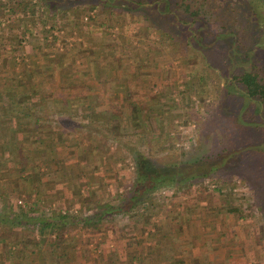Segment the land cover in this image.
Returning a JSON list of instances; mask_svg holds the SVG:
<instances>
[{
    "label": "rangeland",
    "instance_id": "374dc122",
    "mask_svg": "<svg viewBox=\"0 0 264 264\" xmlns=\"http://www.w3.org/2000/svg\"><path fill=\"white\" fill-rule=\"evenodd\" d=\"M17 1L20 3L19 7L14 6L13 0H0V51L11 54L13 49H17L20 56L18 59L26 56L32 60L38 57L40 49L44 51L48 46V50L66 52L68 58L64 59H69L71 64L64 66L77 74L84 73L86 59L97 61L101 57L105 61L113 62L118 61L120 57L118 71L125 77L126 85L130 83V88L138 85L140 89L139 92H134L135 94L142 95L148 91L147 87L154 79V84L158 83V89L152 88L148 96L157 99L158 93L167 94L176 107L167 108L168 106L158 99L152 102V109L156 110V113H160L158 109H165L159 114L160 118L162 117V126L156 124L155 128H152L149 117L147 124L150 131L141 137L138 133L133 135L131 131L128 134L133 136L125 138L126 143L144 153L155 152L156 158L168 159L172 156L182 161H188L198 153L209 155L210 151H220L215 157L205 158L207 171L203 174V179L180 187H161L162 204L156 202V197L151 196L144 205L130 209L132 224L129 227L133 225V229L144 231L148 225L151 227L152 223L157 221V214L171 211L172 207L179 206L182 200L201 197L210 202L204 205L214 209L212 212L220 209L234 222L237 221L239 229L249 230L248 235L240 234L241 246L240 240L238 245L239 249L246 245L247 254L242 257L244 261L236 262L264 264V208L259 202L264 190V109L256 100L249 99L240 91L237 84L232 85V82L228 81L232 74L244 70H254L259 78L264 80V0H185L190 4L189 9L199 7L197 23L200 24L202 36L196 38L190 37L193 31L191 26H188L187 30L184 29L178 20L167 12L153 14L147 6L154 5V0H133L137 5L123 0H75L70 4H67V0H54L57 6L54 11L48 9L41 0ZM175 7L178 19L186 20L190 17L188 10L185 11L179 5ZM144 14L150 17L153 25H147ZM149 29L152 30L150 33ZM227 30H230L231 37L230 41L224 44L219 33ZM136 38L141 39V44H137ZM139 55V62H135L137 65H133L127 58ZM148 55L158 63L151 66ZM38 60L41 65L43 62ZM139 63L143 64L142 68ZM206 63L207 69L215 70L217 76L209 78L205 70ZM64 66L55 68L53 73L40 72V85L44 88L54 85L55 75L63 72ZM43 67L41 65V68ZM140 69L146 71L145 82H139L138 77L131 76L133 71L135 75ZM130 70H133L132 73ZM118 81L108 80V89L110 84L113 87L119 84ZM223 83L225 85H222ZM143 84L146 86H142ZM79 88L82 93L86 91L83 87ZM98 90L94 89L93 92L97 93ZM133 94L132 99L136 98ZM143 97L145 96H141V100ZM134 101L135 99L131 100V103H135ZM87 102H78L75 105L82 106V111L87 112L93 106L91 100L88 102L90 105H87ZM93 103L95 105L96 101ZM118 103L122 105L120 101ZM103 107L96 105L98 109ZM130 111L135 114L134 107ZM96 117L91 116L94 125L98 124ZM152 121L154 124V119ZM117 145V142L113 141L110 144V154L106 155H113L110 165L116 171V180L128 176L132 169L126 149ZM60 149L56 151L59 153V160L67 154L64 148ZM76 149L78 150L75 148L73 153ZM81 164L84 168L88 165H94L96 169L100 167L97 157ZM36 170H33L35 172H32L31 176H34V184H37L38 190L43 189L44 193L54 189L55 180L45 177L43 179L40 171ZM17 181L18 178L11 171H0V200H7L6 203L3 202L5 205L11 204L13 199L19 198L20 195L29 194L31 197L30 182L22 178L19 188L15 187L19 185ZM97 185L98 189L95 188ZM101 185L103 187H100ZM112 185L113 181L104 174L101 179L92 183L91 189L94 192L101 189L100 193L102 190L107 193L111 191ZM214 186L218 188L215 195L211 194V188ZM121 188L119 183L117 190L120 191ZM105 192L103 195H106ZM165 192L168 194L165 195ZM81 193L82 196L86 195L83 191ZM54 194H47V198H42L47 201L54 200ZM72 194L76 195V192L65 190L66 197ZM174 203L177 204L173 205ZM43 206L50 207L43 202L38 208L43 209ZM60 207L66 209L64 203ZM233 207L236 210H231ZM51 208L58 207L53 205ZM69 208L71 209V206ZM148 219H152V223L146 221ZM115 221L116 217L104 221L101 225L102 232L80 229L86 235L82 237L81 234L80 237H98L104 244L103 239L108 236L109 231H113L111 228L120 227L119 224H114ZM63 229L67 240H70L75 232L80 233L76 225L70 228L65 226ZM14 231L17 233L18 230L15 228ZM25 232L33 237L37 231L35 227H29L28 230L24 229L23 233ZM0 233L1 236L6 235L5 241L2 238L1 243L7 244L12 233L4 230V227L0 228ZM107 243L109 246L110 241ZM97 255L98 251L95 257Z\"/></svg>",
    "mask_w": 264,
    "mask_h": 264
},
{
    "label": "trees",
    "instance_id": "16d2710c",
    "mask_svg": "<svg viewBox=\"0 0 264 264\" xmlns=\"http://www.w3.org/2000/svg\"><path fill=\"white\" fill-rule=\"evenodd\" d=\"M13 1L14 6L19 7V1ZM41 1L51 11L57 9L54 0ZM73 1L75 0H67V4ZM123 1L137 5L134 2L136 0ZM174 1L154 0V5H148L147 8L153 14L167 12L178 20L180 26L186 30L188 26H191L193 31H191L190 37L202 36L200 24L197 23L199 7L189 9L190 4L188 1ZM173 4L175 5L173 6ZM177 5L185 11L188 10L190 16L188 19L177 18L175 12V9H177L175 6ZM66 6H64L65 9H67ZM143 16H145L148 26L153 25L147 14ZM151 31L149 29L148 33ZM164 32L170 36L168 32ZM230 34V30L219 33V37L224 40V44L230 41ZM140 40V38H136L137 44H141ZM48 48V46L45 48V52L40 49L37 59L33 58L32 60L26 56L18 59L20 56L17 49H13L14 51L11 54L0 51V152L6 153V155L0 156L1 167L7 173L11 171L17 178L27 179L30 182L29 189H32V197H29V194V196L22 195L17 199H13L9 205L4 204L7 200H0L2 203L0 206V228L4 227V230L10 228L9 231L11 232L15 228L18 230L17 233L10 234L11 241L18 243V241L27 238L23 235V232L24 229L28 230L29 227H35L38 233L48 229L53 234V241L58 243L64 242L63 228L65 226L70 228L76 225L79 230L90 229L92 232H102L101 225L104 221L116 217L114 224H120V222L131 219L129 210L135 206L144 205L152 197H156V202H161V187L168 185L180 187L197 179H203V174L207 171L205 158L215 157L220 152L219 149L210 151L209 155L198 153L192 159L182 161L172 156L168 159L156 158L154 157L155 152L151 154L144 153L124 141L125 138L129 139L131 136L136 135L135 133H138L140 137L147 134L150 131L149 124L152 128H155L156 124L162 126V117L160 118L159 114H162L165 109L164 107L162 110L158 109L160 113H156V110L152 109V102L155 100H160L165 106H168L167 108H176L172 98L168 97L167 94L158 93L160 90L156 92L158 93L157 99L154 96H148V92L152 88L158 89V83L154 84V79L151 81V85L147 87L148 91H145L142 95L133 94L137 99L133 97L135 103H131L133 99L126 97L128 93L124 91V87H127L125 77L118 71V66L121 64L120 57L118 61L113 62L105 61L101 57L97 61L86 59L87 65L84 68V73L78 72L77 74L72 73L71 69L64 66L71 64L69 59H64L68 58L66 52H54L48 50ZM95 52L93 51V53ZM146 52L144 54L147 56ZM126 56L128 55L126 54ZM139 57L140 55L135 58L136 61L133 57L127 58L130 62L138 63ZM148 58L151 66L158 63L152 56L148 55ZM38 59L43 62L41 63L42 67L44 66L43 68H41ZM142 63H139L140 68L143 67ZM62 66H64V71L55 75L56 83L54 85L50 88H44L43 85H40L41 81L38 79L40 72L53 73L52 71L55 68ZM207 66L208 63H206L205 70L209 78L218 75L215 70L207 69ZM106 69H112L110 77L106 76ZM111 79L113 81L119 80L121 92L109 96L108 91H105V89H108L107 83ZM228 81L232 82V85L237 84L236 86L240 91L246 94L249 99L256 100L264 109V80L259 78L256 71L244 70L232 74L231 79H228ZM224 83L222 85H225ZM78 85L86 91L80 92ZM94 89L99 90L94 93ZM102 91L108 94L106 96L108 99ZM141 96H145L144 99L141 100ZM81 100H87L88 102L94 100L96 104L91 105L92 109L83 112L82 106L75 105ZM97 104L104 107L98 109L96 108ZM132 107H134L135 114L130 111ZM92 115L97 116V125L92 122ZM149 117H151V122L147 124ZM131 131H133V135L128 134ZM113 141L117 142V146L126 149V154L132 163L129 175L120 177L118 180H116V171L111 167L113 155L106 156L110 154V144ZM60 148H64L67 154L59 160L56 151ZM75 148H78V150L76 149L73 153ZM93 157H97L100 164L99 169H96L94 165H88L87 168H84L81 163L91 160ZM40 167H43L39 169L43 179L44 177L45 179H54L56 184L59 185L56 189L59 192L58 199H60L57 204L64 203L66 209H60L62 208L60 205H57V209L46 206H43V209L38 208L42 197L48 191L43 193V189L40 191L33 190L34 180H31L30 171L35 168L38 170ZM104 174L113 181L111 191L106 193L102 190L106 195H103L102 191L99 192L101 189L95 192L91 189L92 183L101 179ZM119 183L122 187L120 191L117 190ZM97 187L98 185L95 188ZM66 189L70 192L73 190L76 195L72 194V196L66 197ZM81 191L86 195L82 196ZM217 191L216 186L211 188V194L215 195ZM1 192L0 189V194ZM263 193L264 190L259 197V202L260 206L264 208ZM164 194L167 195L168 193L165 192ZM27 198L31 199L27 200ZM18 199H20V202L17 201ZM0 238L2 239V237ZM110 238L113 247L110 256L112 262L135 261L133 260L135 259L134 254L125 251L123 248V241L120 237L109 236L108 238L105 237V240H110ZM80 250L79 253L82 255Z\"/></svg>",
    "mask_w": 264,
    "mask_h": 264
},
{
    "label": "crops",
    "instance_id": "0c3cea01",
    "mask_svg": "<svg viewBox=\"0 0 264 264\" xmlns=\"http://www.w3.org/2000/svg\"><path fill=\"white\" fill-rule=\"evenodd\" d=\"M136 57H133V59L135 60ZM133 65H137V63ZM130 72L132 71L130 70ZM105 73L107 77H110L112 69H106ZM144 75H146L145 69H140L139 72L136 71L135 75L131 76L138 77L139 82H145L146 77ZM142 86H146V84ZM120 87L121 83L116 84L114 87L111 86L105 91H108L109 96L111 94L115 95L117 94L116 92H121ZM132 87L130 88V83L127 87H124V91L128 93L126 97H131L134 92H139L138 89L140 88L138 85L134 88ZM102 93L105 97L108 96L105 92L102 91ZM86 101L81 100L80 103ZM93 102L92 100V105L94 106ZM58 154L56 152V155ZM2 155H6V153L0 152V156ZM1 166L0 162V171L3 170ZM40 168L42 169V167ZM30 172L35 171L31 170ZM21 179L18 178L17 183ZM33 179L34 176H31V180ZM15 187L20 188V183ZM37 187V184H34V190L40 191L41 189L38 190ZM57 187H59L58 184L44 195L45 197L47 194L55 193L57 196L54 194L55 196L52 197L54 200L47 201L42 198L41 203L44 202L50 207H53V205L61 206V204H57L60 200L58 199L59 192L56 191ZM28 199L30 200L31 198ZM209 203V201L201 197L182 200L179 206L172 207L171 211H162L163 213L157 214L158 219L153 222L154 224L151 222L152 219L146 220L150 221L152 226L148 225L144 231H138V228L133 229V225L129 227L132 224L129 219L120 222V227L117 229L113 226L114 228H111L113 231H109L106 238L109 236L120 237L125 251L134 254L135 259L133 260L135 261L130 260L133 263H130L129 260L122 262L111 261L110 256L111 252H113L111 238L110 240L103 239L105 243L102 244L97 239L98 237H90V239L85 237V239H82L80 236L82 234L83 237L85 233L79 230L80 233L78 231L77 233L75 232L70 240L64 237V242L58 243L53 241V234L47 229L46 231L43 230L42 233H38L36 230V234L33 235L34 238L30 233L25 232L23 235L27 238L20 242L18 241V243H14L11 240L7 244L0 242V264H238L236 261H244L242 257L247 254V249L246 245L239 249V246H241L240 234L243 235L245 233L248 235L249 230L239 229L237 221L234 222L231 217L225 215L220 209L212 212L214 209L204 205ZM176 204L174 203L173 205ZM7 232L14 233L15 231L13 229L12 232L9 230ZM65 235L63 232V236ZM5 236V234L1 236L0 233L3 241ZM108 241H110L109 246ZM81 248L82 250H80ZM97 251L99 255L94 258ZM70 253L73 254L71 255ZM86 254L87 256H85Z\"/></svg>",
    "mask_w": 264,
    "mask_h": 264
},
{
    "label": "built area",
    "instance_id": "2783aa9c",
    "mask_svg": "<svg viewBox=\"0 0 264 264\" xmlns=\"http://www.w3.org/2000/svg\"><path fill=\"white\" fill-rule=\"evenodd\" d=\"M17 201L20 202V199H18Z\"/></svg>",
    "mask_w": 264,
    "mask_h": 264
}]
</instances>
